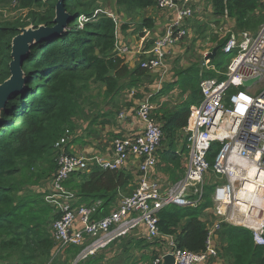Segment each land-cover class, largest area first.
Returning <instances> with one entry per match:
<instances>
[{
    "label": "trees",
    "instance_id": "16d2710c",
    "mask_svg": "<svg viewBox=\"0 0 264 264\" xmlns=\"http://www.w3.org/2000/svg\"><path fill=\"white\" fill-rule=\"evenodd\" d=\"M14 2L16 10L27 13L24 17L0 19V84L10 76L12 38L20 29L30 25L34 29L42 25L53 26L55 16L56 0H0V12ZM114 5L118 12L134 14L155 6V0H114ZM210 5L214 18L233 20L238 31L256 32L264 23V0H210ZM64 7L68 14L74 16L73 20L58 37L32 45L22 63L27 77L26 88L20 94L11 95L0 113L2 264H6L8 256L16 257L18 264H33L35 260L45 259L54 248L53 224L61 215L45 201L49 192L46 182L57 170L54 144L66 130L74 134V119L82 112L83 102L87 104L91 100L90 84L105 87L104 95L108 98L118 92V81L125 76L131 77L129 87H138L141 78L146 77V70L140 65L130 72L115 54V27L111 18L100 15L79 30V17L90 15L99 8L96 0H64ZM126 27L122 24L121 30ZM151 28V21H142L138 26L140 37H144L143 30L150 31ZM224 42L218 46L221 48ZM200 71L192 65L177 72V80L166 82L156 94L168 95L176 86L181 94L187 93V100L181 105L163 102L153 111V117L163 125L158 151L168 166L167 171L173 175L177 173L176 180L184 170L179 153L186 151L183 145L178 152L180 133L187 124L190 105L201 100L198 86ZM203 71V77H215L213 71ZM71 142L65 147L67 153H71L68 152ZM77 174L82 175L81 180L74 183L72 178ZM128 180L129 177L121 170H103L95 166L86 173L73 172L62 185L75 194L78 204L90 205L99 201L97 217H102L114 207L118 190L124 189ZM213 188L214 185H205L201 201L195 207L170 205L158 211L160 233L173 236L178 248L192 252L204 250L207 229L203 221L213 217L212 214L206 216L204 210L212 208ZM21 191L29 193L20 196ZM217 234L222 243L221 253L228 264H264V246L254 244L249 230L223 223ZM144 243L146 248L151 244L146 240ZM82 248L69 247L65 253L67 260L79 254ZM153 253L149 250L142 257L150 260ZM82 264H101V259L89 257Z\"/></svg>",
    "mask_w": 264,
    "mask_h": 264
},
{
    "label": "built area",
    "instance_id": "2783aa9c",
    "mask_svg": "<svg viewBox=\"0 0 264 264\" xmlns=\"http://www.w3.org/2000/svg\"><path fill=\"white\" fill-rule=\"evenodd\" d=\"M155 4L172 13L171 23L151 48L142 52L145 57L139 65L146 72L156 73L162 82L170 74L166 58L186 36V22L193 17L194 9L192 0H155ZM100 15L112 19L116 38L124 23L121 15L108 9L100 7L90 15H81L79 27ZM149 33L145 31L144 37ZM220 49L231 57L224 70L209 59L203 60L198 84L201 100L190 105L187 124L180 133V149L184 145L186 150L182 158L184 175L174 185L162 189L159 181L149 177L157 165L163 138V125L153 117L149 98L143 99L136 111L143 123L142 132L114 139L108 157L67 153L65 147L74 139L69 130L54 144L57 170L45 196L61 215L53 224V253H63L71 246L83 247L73 260L78 264L96 256L114 240L143 228L148 242L164 240L166 244L153 264H162L166 255L174 258V264H204L218 257L212 241L222 223L249 230L254 244L264 246V23L254 33L230 32ZM125 51L116 46L117 53ZM203 70L213 71L215 77H203ZM251 79L255 80L249 87L242 85ZM134 88L128 92L130 97L137 93ZM170 100H175L174 96ZM131 157L141 160L138 184L105 216L97 217L99 201L78 204L75 194L62 185L73 172L87 170L88 165L121 170ZM205 185H214L212 212L216 217L206 223V248L199 252L178 248L173 236L160 233L156 214L170 205L195 207Z\"/></svg>",
    "mask_w": 264,
    "mask_h": 264
},
{
    "label": "crops",
    "instance_id": "0c3cea01",
    "mask_svg": "<svg viewBox=\"0 0 264 264\" xmlns=\"http://www.w3.org/2000/svg\"><path fill=\"white\" fill-rule=\"evenodd\" d=\"M203 1L205 0H192V6L195 12V9H201L203 5ZM210 3V0H207ZM110 2V7L115 13L121 15L123 20V25H127V27L121 30V26L116 35V44L119 47L127 48L128 52L124 54L118 55L119 58L122 59L123 65L128 69V71L132 72L137 66H139L140 61L142 60L141 54L146 51L148 47H151L155 38L159 35L164 34L165 29L171 23L172 13L169 11L159 9L156 4L155 6L135 11L134 14H125L124 12L116 11L117 8L114 5V8H111L112 1ZM211 6V5H210ZM149 20L152 22V30H150L149 36L144 38L140 37V30H138L139 24L144 21ZM135 21V22H134ZM230 24V26L234 24L233 20L225 21ZM137 23V27H136ZM145 30H143V33ZM149 32V31H147ZM127 34V35H126ZM151 34V35H150ZM188 36V35H187ZM148 43L146 44V42ZM152 41V42H151ZM144 42V43H143ZM192 40L190 39L188 42H183V44H177L171 54L167 56L166 63L170 69V66L176 68V73L179 71H183L188 69L192 65L202 66L203 60H199L198 62L192 64L191 62H186L185 60L189 58L190 52H195V48L193 44L190 46ZM213 46V45H212ZM210 47L204 54L206 55L208 52L215 47ZM143 56V55H142ZM199 63V65L197 64ZM212 64V62H211ZM216 67V66H215ZM174 74L176 75V73ZM130 74V73H129ZM114 75V73H112ZM156 73L146 72V77L141 78V84L138 87L134 88L137 90V93L134 97H130L128 92L133 87H129V83L131 81L130 75L125 76L120 81H118L119 90L117 93L112 94L108 98L104 95L105 87H101L102 95L104 96L105 102H99L96 98L93 97L91 93L90 103L82 105V112L79 114V117L74 119L75 124V132L74 139L72 140V144L68 148L69 154L76 156H87L92 157L95 154L102 155L104 157H108L112 154L111 144L114 139L121 138L125 136H132L134 134H140L143 130V123L138 119L136 111L139 107L141 101L145 98H149L151 106L153 110H156L158 106L163 102H169L172 105L175 103L181 104L182 102L187 100V93L181 94L179 98L171 101L172 95L171 93L168 95L156 96V94L162 89L163 85L169 81V74L165 77V79L161 82L159 81V77H156ZM178 87L173 90L174 92H178ZM95 108V109H94ZM154 113V112H153ZM120 115H123L121 117ZM118 136V137H117ZM121 136V137H120ZM81 142V143H77ZM77 143V144H76ZM181 143V142H180ZM183 157V153L180 155ZM140 159L136 157H131L121 169L125 173L127 177H129L127 186L118 190L117 193V201L114 206H116L123 197L129 196L133 193L136 188L139 180V164ZM182 167H184V161L181 160ZM162 164L164 161L162 160ZM166 165V164H164ZM157 166V165H156ZM91 167H95L94 165H88L87 171H77V172H89ZM184 169V168H183ZM115 171V170H114ZM174 172V171H173ZM84 174V173H82ZM177 173L174 172V175L170 173L160 172L156 170V167L151 171L149 177L155 179L160 182L162 189H165L167 185H171L174 182L180 181L181 177L184 175L181 174V177L176 180L174 179ZM53 176V175H52ZM46 182V186L49 189V182L51 178ZM81 176L77 174L72 179L74 183H78L81 180ZM179 177V176H178ZM176 181H174V180ZM178 181V182H179ZM213 206V205H212ZM212 208H207L204 210V213L211 212ZM204 217V216H203ZM186 222V221H185ZM143 232V228L141 231ZM133 236V235H131ZM145 236V235H144ZM139 239H143L142 237H138L135 239L138 241ZM135 242V241H134ZM212 246L217 250V253L222 252V243L219 236H215L213 238ZM145 245V243H143ZM166 247L165 241L162 240L158 243L150 244L148 248L135 249V251L140 253H146L149 250H153L157 253L163 251ZM143 254V255H144ZM142 257V255H141ZM139 260L141 258L139 257ZM204 264H228L227 259L223 256L221 258L210 259L208 262Z\"/></svg>",
    "mask_w": 264,
    "mask_h": 264
},
{
    "label": "rangeland",
    "instance_id": "374dc122",
    "mask_svg": "<svg viewBox=\"0 0 264 264\" xmlns=\"http://www.w3.org/2000/svg\"><path fill=\"white\" fill-rule=\"evenodd\" d=\"M109 1H112L111 8H114V0H101V1L96 0V5L99 8L100 7L101 8H108V7H110ZM102 2H104V3H102ZM15 6H16V3L14 2L12 6H8L5 8V10H1L0 19H12L14 17H20V16L24 17L26 15L27 12L25 10H16V8H14ZM225 21H227L226 17L216 19L212 16L211 6L207 0L203 1V5H202V8L200 10L195 9L193 17L189 21L186 22L187 34L183 38V40L178 43V44H183V42H185V41L188 42L190 39L192 40L190 46L193 44V46L195 48V52H193V53L190 52L189 58H187L185 60L186 62L188 61V62H191L192 64H194V63L198 62L199 60H203V57H204L203 54L212 45L218 46L220 43H222L225 40V38L227 37V35L230 32H237L238 31L234 28V26H232V25L230 26V24L228 22H225ZM27 27H29V26H27ZM27 27H25V28H27ZM136 27H137V23H136ZM78 28H79V30L82 29L79 27V24H78ZM247 31H249V30H247ZM250 32L254 33L255 31L254 32L250 31ZM33 43L35 44V42H33ZM33 43L31 44L30 48L32 47V45H34ZM147 43H148V41L146 42V44ZM116 46L117 47H119V46L117 44H115L114 52L117 56L120 54H124V53L128 52L127 48L119 47L121 49H125L126 51L124 53H117L116 52ZM150 48L151 47H148L147 50H149ZM142 55L143 54H141V58L143 59L145 56L144 55L142 56ZM230 57L231 56L224 54L223 51L220 49L217 53V56L215 57L214 60H212V62L218 68H225L229 62ZM197 64L199 65V63H197ZM196 68L202 69L203 66H197ZM175 71H176V68L173 67V65H171L170 71H169V73H170L169 74L170 77H169V81H168L169 83H172L175 78L177 80L178 77H176V75L174 74ZM156 77L158 78V75H156ZM181 78H183V76H181ZM177 85L180 86V83H177ZM89 88H90V94L92 93L94 98H96L99 102H105L104 96L102 95L101 87H99L97 84H90ZM171 93H172V95H174V98L177 101V99L180 96V90L178 92H174V93L172 91ZM184 102H182V103H184ZM88 103H90V102H88ZM175 103L173 105H175ZM83 104H84V102H83ZM170 105H172V104L170 103ZM182 139L183 138H182V134H181L179 141H178L179 149L181 146L180 141ZM77 143H81V142H77ZM217 147H218V145L215 144L214 148H213L214 152H216ZM94 156H99V154H95ZM167 169H168V166L162 164V159L160 157L159 151H157L156 170H158L160 172L167 173ZM82 171H87V170H82ZM175 183L176 182H174L171 185H174ZM25 193H29V191H21L20 196H25L26 195ZM212 205H213V203H212ZM131 235H133V236H131ZM138 237H140V238L143 237V233L139 232V230L131 231L126 236L114 240L108 248L103 249L100 253H98L96 256H93V257H96L98 259L100 258L101 264H105V263H107V264H150L152 262L153 257L155 256V253L151 254L150 260H149V258L145 259L144 257H141V255H143L144 253L143 254L140 253V255H139V252L135 251V249L140 250L142 248H145V245L143 244L145 240L139 239L138 241H136L135 239H138ZM67 249L63 253H59V254H55L51 251L50 254L45 259L35 260L33 262V264H60V261H63L61 264H63V263L64 264H73L74 261L76 260L78 254L76 256H74V255L70 256L67 260L68 255L65 256ZM82 250H83V248H82ZM223 256H224L223 253H218L217 258L219 259ZM139 257L141 258L142 261L139 260ZM86 260H82L79 263L82 264ZM1 262L2 261H0V264H2ZM5 263L6 264H18L17 258L16 257L14 258L11 256H8Z\"/></svg>",
    "mask_w": 264,
    "mask_h": 264
},
{
    "label": "water",
    "instance_id": "95a60500",
    "mask_svg": "<svg viewBox=\"0 0 264 264\" xmlns=\"http://www.w3.org/2000/svg\"><path fill=\"white\" fill-rule=\"evenodd\" d=\"M74 16L68 14L64 7V0H56L55 16L53 26H39L34 29L32 26L20 29L19 33L11 40V61L9 63L10 76L0 84V113L5 109L6 103L11 95L20 94L26 88L27 77L22 70V63L29 53L33 42L49 40L58 37L68 27ZM30 44V45H29ZM34 44V43H33ZM220 47L215 46L209 52L205 59L214 60ZM255 79L244 81L242 85L249 87ZM162 264H174V258L171 255L163 257Z\"/></svg>",
    "mask_w": 264,
    "mask_h": 264
},
{
    "label": "clouds",
    "instance_id": "9594fccd",
    "mask_svg": "<svg viewBox=\"0 0 264 264\" xmlns=\"http://www.w3.org/2000/svg\"><path fill=\"white\" fill-rule=\"evenodd\" d=\"M220 50V49H219ZM176 80V78L174 79V81ZM211 199H212V193H211ZM169 207V206H168ZM212 210H213V206H212ZM212 210H211V212H207L206 213V216H208L209 214H212L213 215V217L212 218H208V220H204L203 222L205 223V226H206V223H212L215 219H216V217H215V215H214V213L212 212ZM203 219H205V218H203ZM223 224V223H222ZM227 224V223H226ZM207 229V228H206ZM135 231V230H134ZM208 233V232H207ZM217 234V233H216ZM218 235V234H217ZM216 235V236H217ZM126 236V235H125ZM124 237V236H123ZM121 238V237H120ZM144 240H146V238L144 237V235H143V237H142ZM147 241V240H146ZM148 242V241H147ZM153 243H157V242H153ZM153 243H151V244H153ZM112 244V243H111ZM110 246V245H109ZM108 246V247H109ZM107 247V248H108ZM106 249V248H105ZM155 252V251H154ZM156 253V256L154 257V259L156 258V257H158L159 256V254L161 253V252H159V253H157V252H155ZM154 259L152 260V264H153V261H154ZM163 263V262H162Z\"/></svg>",
    "mask_w": 264,
    "mask_h": 264
}]
</instances>
